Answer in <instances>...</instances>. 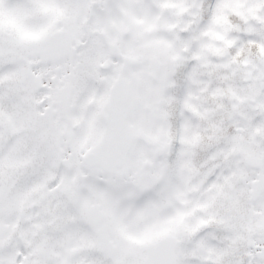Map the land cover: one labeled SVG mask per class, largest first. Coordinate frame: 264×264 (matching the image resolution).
Here are the masks:
<instances>
[{
	"label": "snow or ice",
	"instance_id": "snow-or-ice-1",
	"mask_svg": "<svg viewBox=\"0 0 264 264\" xmlns=\"http://www.w3.org/2000/svg\"><path fill=\"white\" fill-rule=\"evenodd\" d=\"M0 264H264V0H0Z\"/></svg>",
	"mask_w": 264,
	"mask_h": 264
}]
</instances>
